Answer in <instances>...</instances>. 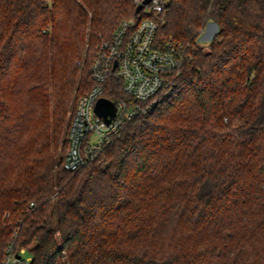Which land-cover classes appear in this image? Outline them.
<instances>
[{"label":"trees","instance_id":"obj_1","mask_svg":"<svg viewBox=\"0 0 264 264\" xmlns=\"http://www.w3.org/2000/svg\"><path fill=\"white\" fill-rule=\"evenodd\" d=\"M136 15L0 0V264L15 231L28 264H264V0H169L157 39L186 46L173 90L85 164L56 156L98 45ZM121 86L109 75L105 95Z\"/></svg>","mask_w":264,"mask_h":264},{"label":"built area","instance_id":"obj_2","mask_svg":"<svg viewBox=\"0 0 264 264\" xmlns=\"http://www.w3.org/2000/svg\"><path fill=\"white\" fill-rule=\"evenodd\" d=\"M132 2L137 15L118 22L111 37L98 45L89 65L94 84L78 97L67 131L63 165L69 170L94 158L132 119L152 111L176 85L186 46L172 38L163 42L157 39L158 14L165 10L169 0ZM109 75L121 79L125 97L105 95L104 83ZM102 97L115 106L108 121L94 110ZM15 236L16 231L5 248L2 264L29 263L24 248L14 251Z\"/></svg>","mask_w":264,"mask_h":264},{"label":"rangeland","instance_id":"obj_3","mask_svg":"<svg viewBox=\"0 0 264 264\" xmlns=\"http://www.w3.org/2000/svg\"><path fill=\"white\" fill-rule=\"evenodd\" d=\"M216 30V25L213 21H209L205 27V29L203 30L202 32V35L200 36L199 38V41L198 43H200L201 45H204L205 48L209 47V38L213 35V33L215 32ZM80 94H78L76 92V90L74 89L73 93H72V97H71V100H70V104L67 108V111H66V117H65V123H64V128H63V137L64 139L61 140V142L58 144V149L56 151V156H58L59 154L62 153V151L65 149H67V145H65V136H66V133H67V129H68V126H69V122H70V119H71V116H72V113H73V110L75 108V104H76V101L78 99ZM24 257L30 259V255L29 253H25L24 254Z\"/></svg>","mask_w":264,"mask_h":264},{"label":"water","instance_id":"obj_4","mask_svg":"<svg viewBox=\"0 0 264 264\" xmlns=\"http://www.w3.org/2000/svg\"><path fill=\"white\" fill-rule=\"evenodd\" d=\"M148 0H145L147 2ZM141 8V5L137 7V10ZM95 112L105 118L106 121L109 120V117L114 114L115 106L114 103L107 98H99L94 106Z\"/></svg>","mask_w":264,"mask_h":264}]
</instances>
